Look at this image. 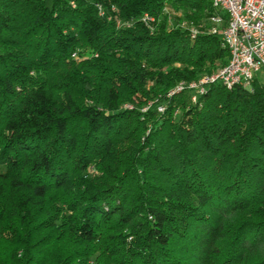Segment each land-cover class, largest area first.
Returning <instances> with one entry per match:
<instances>
[{
  "label": "trees",
  "instance_id": "trees-1",
  "mask_svg": "<svg viewBox=\"0 0 264 264\" xmlns=\"http://www.w3.org/2000/svg\"><path fill=\"white\" fill-rule=\"evenodd\" d=\"M213 14L0 0V264H264V82L165 100L227 64L220 34L189 33Z\"/></svg>",
  "mask_w": 264,
  "mask_h": 264
},
{
  "label": "built area",
  "instance_id": "built-area-1",
  "mask_svg": "<svg viewBox=\"0 0 264 264\" xmlns=\"http://www.w3.org/2000/svg\"><path fill=\"white\" fill-rule=\"evenodd\" d=\"M229 8L230 28L218 32L222 35V43H234V59L227 69L211 75L208 80L198 81V86L190 88L194 91L192 102L213 83H220L227 89L235 86L250 87L253 80L264 82V0H218ZM74 6V2L70 1ZM144 21H152L147 14ZM212 19H215L214 14ZM211 19V20H212ZM210 31V28L208 29ZM263 73V77L258 75Z\"/></svg>",
  "mask_w": 264,
  "mask_h": 264
},
{
  "label": "rangeland",
  "instance_id": "rangeland-1",
  "mask_svg": "<svg viewBox=\"0 0 264 264\" xmlns=\"http://www.w3.org/2000/svg\"><path fill=\"white\" fill-rule=\"evenodd\" d=\"M100 9L103 11V9L100 7ZM101 10H99V6H98V14H100V12H101ZM103 14V13H102ZM180 14V13H179ZM145 16V15H144ZM219 16V15H218ZM172 19L171 20H173V21H175V19L173 18V17H171ZM219 18H221L220 16H219ZM209 19L210 20H205V21H203L201 24H199L198 26H194V25H191V26H189L188 28H189V33H190V36H191V38L192 37H194L195 36V34L198 32V31H200L201 30V28H203L204 27V29L206 30V29H209L210 28V31L212 32L213 31V33H218V32H220L221 31V29L223 28V26H224V21H222V20H220V21H213V20H211V18L209 17ZM149 21H145V23H148ZM120 26H123V27H129V25H130V23L129 22H127V21H118L117 22ZM183 22H181V24H182ZM185 23H183V25H184ZM208 31V30H207ZM219 34V33H218ZM82 51H84L83 49H82ZM79 50L78 51H75L74 53H72V58H77L78 56H79ZM219 68V67H218ZM220 69V68H219ZM218 69V70H219ZM212 74V73H211ZM203 75H205V74H202L201 76H199L198 78H196V79H193V80H190V81H185V80H179V81H177L175 84H174V86L172 87V88H170L167 92H166V94H165V100H167V99H169V98H171L172 96H174V95H176V94H178V93H181V92H184V91H188V102L191 104V103H193L192 102V99H191V96L193 95V93H194V91L192 90V89H190V88H187L185 85H187V84H189V83H191V82H193V81H196V80H198V79H200V77L201 78H203V77H205V76H207V75H210V74H207V75H205V76H203ZM258 77L259 78H262L263 77V73H260L259 75H258ZM183 83V84H182ZM184 87V88H183ZM182 88V89H181ZM205 90H204V92L200 95V96H202V95H204L205 94ZM125 107H127V108H132V105L131 104H125L124 105ZM150 106H153V103L151 102V101H149V102H147V104H145L144 106H142L141 107V111H146ZM156 111L159 113V114H162L164 111H165V105H164V103L163 104H158L157 105V107H156ZM180 113V111H178V110H175V112H174V114L175 115H177V114H179ZM94 172H95V170H94V168H92V167H90L85 173H86V175L89 177V178H91V177H93L94 176ZM84 174V173H83ZM70 237H68L66 240H64L61 244H60V246L61 247H65V248H67L68 250H72V251H74L75 253H77V254H81V253H83L84 252V249L83 248H81V247H79V246H76V241H74V239H73V236H71V235H69ZM92 247V248H91ZM89 246L88 248L90 249H94L96 246ZM85 253V252H84ZM89 262L87 263V264H105V261H104V256H102V255H99V253L98 252H96V253H94L92 256H91V258L88 260ZM74 264H76V263H74ZM78 264V263H77Z\"/></svg>",
  "mask_w": 264,
  "mask_h": 264
},
{
  "label": "bare ground",
  "instance_id": "bare-ground-1",
  "mask_svg": "<svg viewBox=\"0 0 264 264\" xmlns=\"http://www.w3.org/2000/svg\"><path fill=\"white\" fill-rule=\"evenodd\" d=\"M212 1V5L215 8V10L219 11L222 14H225L227 16V20H226V25L225 27L221 30V31H227L230 28V12H229V8L225 7V5H223V3H218V0H211ZM215 19H211L213 21H220L222 20L221 18H219L218 15H214ZM220 31V32H221ZM213 32V31H212ZM221 35V34H220ZM221 39H222V35H221ZM228 51H229V59L228 62L225 66H222L219 70H217L216 72L207 75L203 78L200 77V79L193 81L187 85H185L187 88H194L198 86V81H204V80H208V78L213 75V74H217L222 72L223 70L227 69L228 65H230L232 63V60L234 59V43L233 42H226ZM183 84V83H182ZM184 88V87H183ZM182 89V88H181ZM207 89V88H206Z\"/></svg>",
  "mask_w": 264,
  "mask_h": 264
}]
</instances>
